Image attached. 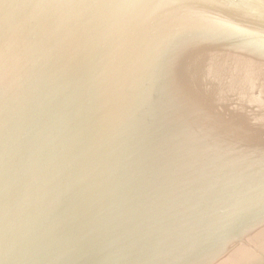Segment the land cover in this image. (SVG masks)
<instances>
[{
    "label": "water",
    "instance_id": "1",
    "mask_svg": "<svg viewBox=\"0 0 264 264\" xmlns=\"http://www.w3.org/2000/svg\"><path fill=\"white\" fill-rule=\"evenodd\" d=\"M0 264H264V0H0Z\"/></svg>",
    "mask_w": 264,
    "mask_h": 264
}]
</instances>
